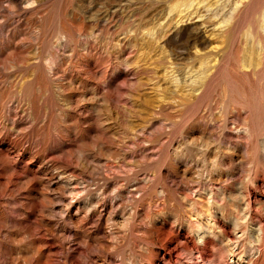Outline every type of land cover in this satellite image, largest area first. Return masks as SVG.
Here are the masks:
<instances>
[{"label": "rangeland", "instance_id": "374dc122", "mask_svg": "<svg viewBox=\"0 0 264 264\" xmlns=\"http://www.w3.org/2000/svg\"><path fill=\"white\" fill-rule=\"evenodd\" d=\"M263 82L264 0H0V264H264Z\"/></svg>", "mask_w": 264, "mask_h": 264}, {"label": "bare ground", "instance_id": "6f19581e", "mask_svg": "<svg viewBox=\"0 0 264 264\" xmlns=\"http://www.w3.org/2000/svg\"><path fill=\"white\" fill-rule=\"evenodd\" d=\"M246 55V54H245ZM248 56V55H247ZM246 58V57H245ZM247 58H250V56L249 57H247ZM248 60V59H247ZM245 62V61H244ZM255 64V63H254ZM229 67H230V69L231 70H233V71H235V73L237 74V73H239V74H246V75H248V76H250V81H251V84H254V83H256L257 81H258V77H254V75H256L257 74V71H256V66H254V67H252L253 68V70L252 71H250V72H246V71H239V70H237V68L233 65V64H227ZM244 67H245V65H244ZM262 85L264 84V82L263 83H261ZM262 98H263V100H264V90H262ZM262 105H264V103H262ZM243 110H245L246 112H250L251 111V109H247L244 105H237V104H235L234 106H233V120L237 123V121L238 122H241L242 121V111ZM249 117H250V114L246 117V118H244L243 120L245 121V122H247L248 120H249ZM242 137V136H241ZM249 139V143H251L253 140H254V138L251 136L250 138H248Z\"/></svg>", "mask_w": 264, "mask_h": 264}]
</instances>
